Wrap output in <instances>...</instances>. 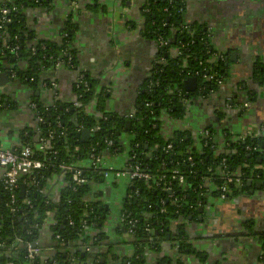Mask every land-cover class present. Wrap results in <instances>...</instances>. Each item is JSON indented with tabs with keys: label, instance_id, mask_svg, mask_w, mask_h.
<instances>
[{
	"label": "trees",
	"instance_id": "1",
	"mask_svg": "<svg viewBox=\"0 0 264 264\" xmlns=\"http://www.w3.org/2000/svg\"><path fill=\"white\" fill-rule=\"evenodd\" d=\"M49 1L0 0V7L6 8L10 20L4 26V35H1L0 29V73H14L13 81H19L31 90L39 85L42 76L57 62L65 64L69 58L71 68L67 67L76 70L77 58L75 50L72 49L76 26L72 15L67 17L60 30L61 43L38 39L36 32L27 23L26 12L46 9L49 7ZM147 2L149 12L143 13L141 35L154 40L159 35L163 37L166 46L159 48L158 56L164 63L156 64L154 71L158 70V73L152 74V79L157 80L159 85L152 88L148 95L145 92L139 94L135 105V117L129 121L128 131L126 121L122 117L106 111V92L103 89L97 91L96 84L88 76L85 78L87 88L74 89L78 105L57 100L51 106H45L34 99L32 94L30 100L36 105L35 116L41 118V122H36L32 132L21 130L18 135L22 145L31 146L34 158L44 164V169L20 179V182H25L24 196L23 199L19 198V189L14 205H10L6 193L0 186V264H39L38 257L34 261L27 260L25 244L39 241L45 229L53 239L57 235L60 236L63 244L53 249V255H46L43 246L39 247L42 250L41 255L48 256L46 264H70L71 258L79 262L80 254L76 251L79 246L78 236L84 232H93L94 236L88 241L90 248L93 246L100 249L101 245L106 243L103 231L108 210L96 200L88 204L84 202L96 187L104 183L100 171L80 167L91 154L103 158L109 155L117 156L126 151V158L130 163L140 164L155 177L169 172L178 163V169L185 178L182 185L171 184L173 197H176L178 202L173 203L169 200L163 205L159 203L160 192H155L148 184L134 181L129 185L127 194L137 190L139 195L125 199L120 213H130L132 218L137 219L132 234L127 238V242L134 249V254L128 259L120 260L119 264H147L145 244L153 245V248L154 244L149 242L151 235L146 229L164 230L172 222H186L189 217L192 219L196 217L197 210L193 212L192 208H195L198 202L205 204L207 199V195L203 196L205 190L200 188L201 178L209 177L214 185L219 186L220 173L225 170L233 178L239 179L241 187H237L235 183L228 185L225 199L227 201L248 195L252 186L248 187L247 183L255 174H261L264 183V162L263 170H254L259 164L257 163L259 157L256 153H248L245 150V146L262 147L261 135L247 137L244 143L235 142L228 147L220 146L218 134L212 130H209L207 147H203L205 139L202 136L196 139L189 130H175L170 137L163 136L161 121L164 114L181 121L186 118L182 104L184 93L182 80L196 77L198 81L203 82L202 76L207 73L215 75L216 78L223 77L224 80L226 71L221 61L216 59L210 63L215 53L207 31L196 24H190L188 28L183 27L186 18L184 14L176 13V9L182 6L180 3L176 0L171 4L168 0ZM94 6L86 8L91 9ZM185 7L186 5H183L184 11ZM164 9L168 11L164 12ZM172 47L177 48L180 53L175 58H169L168 55ZM254 75V79L260 85H264V66L262 72L255 69ZM175 85H178L179 90H175ZM5 98L0 95V115L17 109V103L13 100L5 102ZM247 101L251 102L252 97L249 96ZM148 103L152 106H146ZM89 106H94L93 112L87 111ZM82 130L91 132L86 143L81 140ZM50 132L53 137L48 139ZM223 132L229 138H234L229 131ZM229 138H225L224 141ZM40 139H44L45 142L41 143ZM107 140L112 141V146L105 150L104 142ZM168 143L172 145L170 151L165 150ZM40 146H43L42 150L39 149ZM133 156L134 159H131ZM188 157L192 158V164L187 162ZM223 160L225 168L222 166ZM61 165L78 167L85 182L80 186H74L70 180V173L65 172L66 185L58 193L57 199L53 200L48 195L47 186L49 179L63 174ZM252 182L253 185L256 183ZM213 195L219 197L218 191H214ZM96 197H99V193ZM25 201H29L30 204L26 205ZM147 204L151 205L148 213L145 210ZM162 207L165 212L159 213ZM11 208H14L15 212H11ZM84 213L88 214L87 218L83 217ZM125 230V227L119 224L115 231L124 234ZM180 230L179 227V237L184 234ZM16 239H20L21 243L13 247ZM256 239L264 253V227L263 232L256 235ZM183 244L179 242L180 250L184 248ZM66 250L67 259L62 257ZM109 250L103 251V254H107ZM155 251L157 253L160 251L158 245ZM200 260L204 261L202 257ZM159 263L170 262L162 257L159 258Z\"/></svg>",
	"mask_w": 264,
	"mask_h": 264
},
{
	"label": "crops",
	"instance_id": "2",
	"mask_svg": "<svg viewBox=\"0 0 264 264\" xmlns=\"http://www.w3.org/2000/svg\"><path fill=\"white\" fill-rule=\"evenodd\" d=\"M145 3L146 0H81V4L73 6L68 4V0H51L52 10L48 13L27 11V23L37 37L53 41L57 40L65 20L72 14L76 26L72 44L77 58L76 70L62 67L55 72L48 71L34 90L7 77L9 84L0 88V95L5 96L7 101L17 103V109L9 111L11 115L6 113L5 121L0 119V148H15L19 143V132H32L34 129L36 116L29 107L32 94L45 106H51L57 100L76 103L74 86L79 72L96 84L97 91L103 89L106 92L105 108L108 113L123 117L134 110L137 98L155 67L157 49L153 42L139 34L138 29L133 32L127 30L129 27H125V18L120 17L130 18L134 24L139 23ZM86 5L95 6L86 9ZM123 9L129 13L123 12ZM185 17L189 22L210 31L215 57L217 61L219 55L222 57L223 69L226 71L224 85L212 95L197 100L195 117L185 121V129L193 134H198L204 128L212 130L218 134L219 141L223 130L233 136L251 131L255 136L261 137L263 134L264 142V86L254 79V70L262 72L264 65V0H188ZM51 82L56 84L52 92L46 87ZM249 96L252 101L244 112L225 105L228 102L239 105L247 102ZM93 108L90 106L87 111L93 112ZM126 159L125 151L117 156H104L103 160L107 168L120 169ZM87 164L88 160L82 163L84 166ZM64 183L62 176L49 179L47 190L51 199H57ZM126 183L110 180L100 189L102 195L99 200L108 210L103 236L109 237L113 250L103 254V248L96 258L98 264H118L120 260L134 254L133 247L127 242L128 237L115 231L119 226L118 215L127 192ZM251 190L252 194L241 195L232 202L221 200L212 193L207 195L206 204L201 206L211 213L202 219L203 224H207L206 231L201 230L199 225H196L198 229L193 227V223L199 222L197 213L193 223L188 220L172 222L167 226V233L173 237L176 227L178 231L179 227L183 229L180 241L184 243V248L180 250L175 239L158 243V253L153 245L145 244L146 263L160 264L159 258L163 257L170 262L167 264H259V243L253 239L244 246L239 245L230 234L233 229L242 232L247 225L260 230L258 225L262 213L264 218V190H256L254 185ZM184 223L188 225V230H185ZM205 233L213 236L221 234L220 249L214 248L210 255L207 254L210 246L207 239L199 238ZM213 240L219 243L217 238ZM39 243L56 242L45 229ZM199 243L200 249L193 252ZM53 249V246H43L46 255H53Z\"/></svg>",
	"mask_w": 264,
	"mask_h": 264
},
{
	"label": "built area",
	"instance_id": "3",
	"mask_svg": "<svg viewBox=\"0 0 264 264\" xmlns=\"http://www.w3.org/2000/svg\"><path fill=\"white\" fill-rule=\"evenodd\" d=\"M71 1V0H70ZM148 1V0H147ZM145 3V6L143 7V13H148L149 9H148V3ZM178 3H180L182 6H179L176 9V13L179 15H182L183 13V5H186L188 0H176ZM169 4H171L173 2V0H168ZM71 4L73 6H78L79 2L76 3L75 1H71ZM168 9H164V12H167ZM8 11L6 10V8L4 7H0V29H1V35H4V26L5 24H8L10 22L9 18L7 17ZM191 24V22H189L187 19L185 20V22L183 23V27L184 28H188L189 25ZM38 38V37H37ZM39 39V38H38ZM62 40V36L59 34V37L57 38L56 42L57 43H61ZM53 41V40H52ZM157 45L159 48L166 46V42L164 41L162 36H157L155 39ZM191 44H193V42H191ZM179 51L177 48H170L168 51V55L169 58H175L179 55ZM216 60L215 54L214 57L211 58L210 63H213ZM63 63V62H62ZM60 62H57L54 67H52L49 71L50 72H55L58 69L62 68V67H70V63L71 60L68 58L65 62V64ZM164 61L162 59L158 60V64H163ZM183 66H185V63L183 64ZM157 67V66H155ZM154 67V69H155ZM153 69V71H154ZM151 73V75L149 76V78L147 79L146 83H145V87L143 89V92L146 93V95H148L150 93V91L152 90V88L157 87L159 85V82L157 80L152 79L153 75L152 74H157L158 70L154 71ZM1 74V73H0ZM6 74V73H5ZM7 77L13 81V79L15 78V74L12 72H9L8 74H6ZM87 76L83 73V72H79L77 75V79H76V83L74 88L76 90H79L80 87L81 88H87V81L85 80ZM196 78V77H194ZM203 82H200L197 80V88L196 91L192 94H189L188 98H186V93L183 90V99H182V104L186 113V118L184 120H176L173 119L169 116H167L166 114L163 115L162 121H161V131L162 134L165 138L170 137L172 135V133L175 130H181V131H185L188 129H185V121H188L190 119H194L195 114H194V109H195V105L196 102L199 98L201 97H205L204 95H212L216 89H219L220 87H222L224 85V80L223 77H219L216 78L215 75H211V74H205L202 76ZM185 79L182 80V82ZM32 81V80H30ZM181 82V85H182ZM178 85H175V87H177ZM183 86V85H182ZM215 87V88H212ZM47 89L49 91H55L56 89V84L54 82L51 83H47L46 85ZM177 90L178 87H177ZM193 94H197L192 96ZM79 103L76 100V103H74V105H78ZM250 102H243L239 105H233L231 102L226 103L225 105L227 107H231L233 106L238 112H244L245 110L249 109L250 107ZM146 106H152L151 103L146 104ZM30 109L33 111V113L35 114L36 112V105L33 102H30L29 104ZM90 107V106H89ZM136 108V107H135ZM135 109L130 111V113L124 115L122 117L123 120L127 121H131L132 119H134L135 117ZM242 115V114H241ZM36 122H41V118H36ZM261 132L263 133V127L261 128ZM91 134V132H90ZM193 134V133H192ZM223 135L220 136L221 137V144L220 146H224V147H228L231 144L235 143V142H243L246 140L247 137H256L255 135H252L251 131H246L245 134H238L237 136H234V138H229L226 134L222 133ZM193 136L197 139L199 136H202L204 140L203 143V147H207V143L209 140V130L204 128L202 131H200L198 134H193ZM52 133H48V139L52 138ZM232 137V136H231ZM263 137V134H262ZM225 138H229L228 140H225ZM41 143H44L45 140L44 139H40ZM112 146V141L107 140L104 142V147L105 150H108L110 147ZM199 146V145H198ZM199 149H201L200 147H198ZM212 149L214 147H211ZM40 150L43 149V146L39 147ZM172 149V145L170 143H168V145L166 146V151H170ZM245 150L248 153H256V155L262 159V162L260 164H258L254 170H263V159H264V149L262 147H252V146H245ZM135 156H133L131 159H134ZM104 157L102 158L101 156L95 155V154H91L89 156L88 160V164L86 166L84 165H80V167L82 168H91L97 171H100V173L102 174V177L104 178V183L101 186H98L95 188V190L86 198V200L84 202H86L88 204V202L91 201H98L100 202V197H96V194H98L101 190V187L103 185H106L108 183V181H126V187L128 189L129 185H131V183H133L134 181L137 182H143L145 184H148L150 188L154 189V191H159L161 194V199H160V204L163 205L164 203L168 202L169 200H172L173 203H177L178 199L176 197H173V191L171 188V184L172 183H178L180 185L184 184L185 182V178L184 176L180 173L179 169H178V163H176V167L171 169L169 172L167 173H163L161 176L159 177H155L153 176L151 173L147 172L146 170H144L142 168V166L138 163H130L128 161V158L126 159V161H124V165L122 168L120 169H115V168H107V166H105V161L103 160ZM187 162H189L190 164L193 163L192 158L188 157L187 158ZM222 166L225 168V161H222ZM42 169H44V164L39 161L36 160L34 158V153L33 150L31 148L30 145L25 144L22 145L21 142L19 141V143L17 144V146L13 149H3L0 148V186L2 187L3 191L6 193L9 203L10 205H14L17 202V192L20 189V185H24L25 186V182H20V179L23 176L26 175H31L35 172H39ZM60 169H62L63 174L61 175L64 178V174L65 172L70 173V180L73 183L74 186H80L82 185L85 180L84 178H82V173L81 170L78 169V167H69V166H65V165H61ZM220 179H221V184L219 186L214 185L211 182V179L209 177L206 178H201V186L200 188H203L205 191L203 193V196L209 195V194H213L214 191H218V198L221 200H225L226 199V193L228 192V185L231 183H235L237 185V187H241L242 183L239 179L237 178H233L229 172H226L225 170L221 171L220 173ZM251 183L254 182H261L262 183V188L264 189V183L261 180V174H255L252 176V178L249 180ZM66 183L63 184L62 188L65 187ZM61 188V189H62ZM167 193V195H166ZM139 193L138 191H134V193H128L126 192V196L124 198V200L126 199H132L135 197H138ZM123 200V201H124ZM101 203V202H100ZM26 205H29L30 202L29 201H25ZM202 206L201 202H198L197 205L195 206V208L193 207V212L198 210L200 207ZM151 209V205L147 204L145 206V210L146 212L149 211ZM11 212H15L14 208H11ZM165 209L162 207L159 210V213H164ZM148 213V212H147ZM88 214L84 213L83 217L87 218ZM118 222L119 224L125 227V233L124 235L126 237H129L132 232L133 229L137 223V219H134L130 216V213H120L118 215ZM71 224V223H70ZM152 229H146V232L149 233V235H151ZM158 231L160 233H163L164 230L163 229H158ZM93 232L92 231H87L84 232L83 234H80L78 236V243H81V249L86 253L90 251V246L88 245V241L90 239H92L93 237ZM152 240H149V242L151 243ZM54 242L58 243L60 242L58 247H61L63 244L61 242L60 236H55L54 237ZM153 242V241H152ZM21 243L20 239H16L13 243V247H16L18 244ZM35 243H39V241L35 242ZM33 244L30 243H26L25 244V249H26V257L27 260L29 261H34L36 257L39 258V264H46V260L48 259V256H43L41 255V249L38 247H33ZM152 244V243H151ZM259 264H264V253L262 250H260V254H259ZM72 262H77L76 259H72Z\"/></svg>",
	"mask_w": 264,
	"mask_h": 264
},
{
	"label": "water",
	"instance_id": "4",
	"mask_svg": "<svg viewBox=\"0 0 264 264\" xmlns=\"http://www.w3.org/2000/svg\"><path fill=\"white\" fill-rule=\"evenodd\" d=\"M46 2H48V1H46ZM16 82L19 83V81H16ZM7 84H9L7 75L5 73H1L0 74V88H3ZM182 85H183L184 92L187 94L186 95V98H188L189 94H192V93H194L196 91V88H197V80L194 77H188V78H186L182 82ZM175 90L177 91V87H175ZM4 101L7 102V99H5ZM3 107L5 108V105ZM6 118H7V115L5 116V113H3V114L0 115V119H2L3 121H5ZM125 126H126V130L128 131L129 130V127H130V122L127 121L125 123ZM89 136H90L89 130H82L81 131V140L83 142H85V143L88 142ZM262 148L264 149V142L262 143ZM261 162H262V159L259 158L257 160V163L260 164ZM252 185L253 184L250 181L247 183V186L248 187H251ZM261 188H262V183L261 182H257V183L254 184V189L260 190ZM24 189H25V186L23 184L20 185V193H19V198L20 199H23ZM252 193H253V190H250V194H252ZM101 195L102 194L100 192L99 193V196H101ZM105 209H107V207H105ZM204 212H205V209L203 207H201V208H199L197 210V214H198L197 219H198L199 222H198V224L193 223V227L194 228H197L196 225H199V227H200L201 230L203 229L204 231H206L207 224H203V220L201 219V216L204 214ZM210 214H211L210 212L205 213L206 216H209ZM188 221L189 222H192V218L189 217L188 218ZM184 227H186L185 230H188L189 229V227H188L187 224H185ZM176 229H177V231L173 235L174 238H178L180 236V233H179L177 227H176ZM150 234L151 235H154L155 238H154L153 241L156 242V238L159 237V234L156 231H151ZM220 237H221V234H216L215 236H213V235H206V233L203 234V235H201V236H199V238H201V239L206 238L207 239V243H209L208 245H210L209 246V251H208L207 254L210 255L211 254V250H213L214 248H216L218 250L220 249V247H221L220 245L222 244L221 243L222 240H219ZM108 238L109 237H106L107 241H106V243H103L101 245L100 249L92 246L91 249H90V251L89 252H86V253L81 249L82 244L79 243L78 244L79 246L77 245L78 247H77V250L76 251H77V253L80 254L79 255L80 261L79 262L78 261L77 262L70 261V264H98V260H96V258H97V256L100 253H102L103 248H104V251H108L109 249L110 250H113L112 247H110L111 244H110ZM214 238H217V240H218L219 243H215L214 240H213ZM169 240H170V234L167 233V235L165 237V241L166 242H169ZM41 246H44V247L53 246L54 248H57L59 246V244L58 243H53V244L52 243L51 244H49V243L48 244H45V243H34L33 244V247H35V248L36 247L38 248V247H41ZM200 247H201V244L200 243L199 244H196L195 245V249L193 250V252H195L198 249H200ZM154 248L155 249L157 248V243H154ZM62 257L67 259L68 258L67 252H64L62 254ZM116 260H118V259H116ZM112 263L113 264H116L114 262H112Z\"/></svg>",
	"mask_w": 264,
	"mask_h": 264
},
{
	"label": "flooded vegetation",
	"instance_id": "5",
	"mask_svg": "<svg viewBox=\"0 0 264 264\" xmlns=\"http://www.w3.org/2000/svg\"><path fill=\"white\" fill-rule=\"evenodd\" d=\"M147 1V0H146ZM54 3V2H53ZM49 7L48 8H46V9H36V10H34V11H32V13H34L35 11L37 12H39V13H41V12H44V13H48L50 10H52V8H51V0L49 1ZM68 4H71V2H69V0H68ZM79 4H81V0H79ZM87 6H89V5H86L85 6V8L87 7ZM87 9V8H86ZM143 8L141 9V13H140V21H139V23H136V24H134L132 21H131V19L130 18H127V17H120V18H125L124 20H126V22H124L125 23V27L127 26V27H129V28H126L127 30H131V32H133V30L134 29H138L139 30V34H141V31H142V27H143ZM123 12H125V13H129L128 12V10H126V9H123ZM185 12H186V7H185V11L183 10V13L182 14H184V17H185ZM69 15H72V14H69ZM73 17V16H72ZM119 18V19H120ZM186 18V17H185ZM187 19V18H186ZM191 24H193V23H191ZM205 29V28H204ZM206 31H207V33L209 34V37H210V42H211V33H210V31H208L207 29H205ZM145 38V37H144ZM147 39V38H146ZM151 42H153L154 43V45H155V48L157 49V61H156V63H155V65L156 64H158V60H159V56H158V54H159V47H158V45H157V43H156V41L154 40V39H150V38H148ZM222 57L219 55V57H218V61H221L222 62ZM223 63V62H222ZM264 66V65H263ZM87 76V75H86ZM188 78V77H187ZM186 79V78H185ZM264 86V85H263ZM184 96V95H183ZM205 97H207V96H209V94H207V95H204ZM262 191L264 190V189H261ZM226 202H227V200H225ZM228 202H232V201H228ZM223 203V202H222ZM206 204V203H205ZM204 206V205H203ZM204 208V207H203ZM205 209V208H204ZM216 210H217V208H216ZM219 211H220V209H219ZM205 213H207L206 211L204 212V214L202 215V217H201V219H203V218H206V216H205ZM198 216V215H197ZM195 220H196V217L195 218H193L192 219V222L191 223H193V222H195ZM204 220V219H203ZM184 226H185V223H184ZM258 227H260V230L258 229V230H256L254 227L253 228H250L248 225L247 226H245V228H244V230L242 231V232H238V230L237 229H233L232 230V232H230V234L232 235V237L234 238V239H237V244H239V245H246V243H248V241L249 240H253V239H255L256 241H257V239H256V235H259L261 232H263V227H264V218H263V213H262V217H261V220H260V224L258 225ZM182 230L183 229H181V232H182ZM152 231H156L158 234H159V237H157L156 238V242H154L153 240H154V235H151V237H149V240H152L153 241V244L154 243H161V242H163V241H165V237H166V235H167V227L164 229V232L163 233H160L157 229H153ZM183 233V232H182ZM210 234V233H209ZM174 239L178 242V246H179V242H180V237L179 238H173V237H170V240L169 241H174ZM145 240H147V239H145ZM256 241H253V242H256ZM258 242V241H257ZM158 246H159V244H157ZM180 247V246H179ZM66 252H67V250H66Z\"/></svg>",
	"mask_w": 264,
	"mask_h": 264
},
{
	"label": "rangeland",
	"instance_id": "6",
	"mask_svg": "<svg viewBox=\"0 0 264 264\" xmlns=\"http://www.w3.org/2000/svg\"><path fill=\"white\" fill-rule=\"evenodd\" d=\"M11 113H12V112H10L9 115H11ZM112 211H113V210H111V212H112ZM111 216H114V215L112 214Z\"/></svg>",
	"mask_w": 264,
	"mask_h": 264
}]
</instances>
